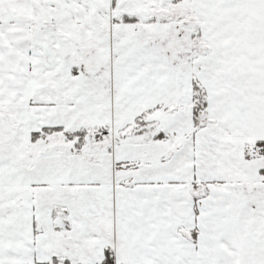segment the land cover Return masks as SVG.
<instances>
[{
    "label": "snow or ice",
    "instance_id": "obj_1",
    "mask_svg": "<svg viewBox=\"0 0 264 264\" xmlns=\"http://www.w3.org/2000/svg\"><path fill=\"white\" fill-rule=\"evenodd\" d=\"M0 264H264V0H0Z\"/></svg>",
    "mask_w": 264,
    "mask_h": 264
}]
</instances>
